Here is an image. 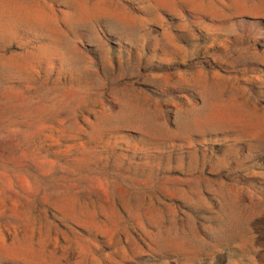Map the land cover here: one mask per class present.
Masks as SVG:
<instances>
[{"label":"rangeland","instance_id":"rangeland-1","mask_svg":"<svg viewBox=\"0 0 264 264\" xmlns=\"http://www.w3.org/2000/svg\"><path fill=\"white\" fill-rule=\"evenodd\" d=\"M0 264H264V0H0Z\"/></svg>","mask_w":264,"mask_h":264}]
</instances>
